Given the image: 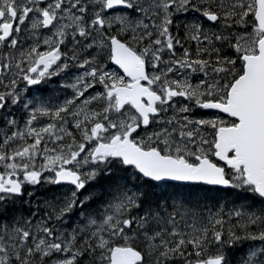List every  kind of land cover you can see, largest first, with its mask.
I'll list each match as a JSON object with an SVG mask.
<instances>
[{
    "label": "snow or ice",
    "instance_id": "1",
    "mask_svg": "<svg viewBox=\"0 0 264 264\" xmlns=\"http://www.w3.org/2000/svg\"><path fill=\"white\" fill-rule=\"evenodd\" d=\"M0 264H264V0H0Z\"/></svg>",
    "mask_w": 264,
    "mask_h": 264
},
{
    "label": "rangeland",
    "instance_id": "2",
    "mask_svg": "<svg viewBox=\"0 0 264 264\" xmlns=\"http://www.w3.org/2000/svg\"><path fill=\"white\" fill-rule=\"evenodd\" d=\"M43 194H44V191L42 190V192L40 193V195H43ZM243 246H241V248L237 249V252L241 251L243 248H246L247 247V244H245Z\"/></svg>",
    "mask_w": 264,
    "mask_h": 264
},
{
    "label": "bare ground",
    "instance_id": "3",
    "mask_svg": "<svg viewBox=\"0 0 264 264\" xmlns=\"http://www.w3.org/2000/svg\"><path fill=\"white\" fill-rule=\"evenodd\" d=\"M45 194V193H44ZM244 247V246H243Z\"/></svg>",
    "mask_w": 264,
    "mask_h": 264
}]
</instances>
